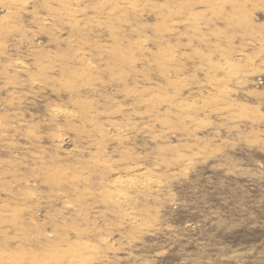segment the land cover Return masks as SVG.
Returning a JSON list of instances; mask_svg holds the SVG:
<instances>
[{
	"label": "rangeland",
	"instance_id": "1",
	"mask_svg": "<svg viewBox=\"0 0 264 264\" xmlns=\"http://www.w3.org/2000/svg\"><path fill=\"white\" fill-rule=\"evenodd\" d=\"M0 264H264V0H0Z\"/></svg>",
	"mask_w": 264,
	"mask_h": 264
}]
</instances>
